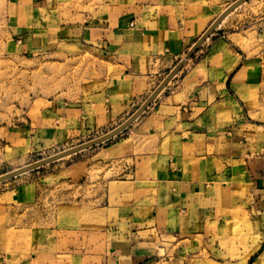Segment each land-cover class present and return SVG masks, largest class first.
<instances>
[{"label":"crops","instance_id":"crops-1","mask_svg":"<svg viewBox=\"0 0 264 264\" xmlns=\"http://www.w3.org/2000/svg\"><path fill=\"white\" fill-rule=\"evenodd\" d=\"M56 1L6 0L24 50L61 33ZM234 1L105 0L64 30L111 66L103 84L37 98L5 137L46 144L124 122ZM232 13L127 129L54 174L82 187L85 224L41 228L34 187L0 192V264H264V241L245 256L224 233L236 213L264 220V14Z\"/></svg>","mask_w":264,"mask_h":264},{"label":"rangeland","instance_id":"rangeland-1","mask_svg":"<svg viewBox=\"0 0 264 264\" xmlns=\"http://www.w3.org/2000/svg\"><path fill=\"white\" fill-rule=\"evenodd\" d=\"M56 2L57 6L52 11L60 18L58 23L62 27L61 33L55 37L51 35L45 46L27 51L11 34L6 20L7 2L0 0V175L99 138L122 124L116 122L84 135L70 134L60 137L56 142L45 141L46 144L38 137L13 146L5 137L4 129L19 127L27 116L29 106L37 98L75 99L101 86L112 70L110 65L107 66L103 55L72 45L70 37L64 31H68L72 25L82 23L86 13L100 7L105 0ZM225 7L223 4L221 8ZM263 14L264 0H248L235 9L229 18L237 16L245 23L254 21ZM96 146L0 182V192L18 189L23 185L34 187L36 200L29 211L31 222L39 221L41 228L46 229L78 228L85 224L88 213L82 187L71 186L54 174L59 173L66 164L84 157ZM96 204L95 201L93 205ZM233 216V220L227 222L224 233L237 238L239 246L244 247L245 256H258V246L264 241V220L253 218L246 212Z\"/></svg>","mask_w":264,"mask_h":264},{"label":"water","instance_id":"water-1","mask_svg":"<svg viewBox=\"0 0 264 264\" xmlns=\"http://www.w3.org/2000/svg\"><path fill=\"white\" fill-rule=\"evenodd\" d=\"M248 0H235L218 18H216L213 23L207 28V30L201 35V37L194 43V45L190 48V50L186 54V58L180 60L177 65L168 73L165 79L157 86V88L150 94V96L145 100V102L122 124L116 127L111 132L106 135L92 139L86 143H82L77 147H74L67 152H63L54 156H50L48 158L37 161L33 164L27 165L25 167L19 168L17 170H12L10 172H6L0 176V182L6 181L8 179L19 176L23 173L29 172L46 164L57 161L67 155H72L87 148L93 147L105 141L112 139L117 136L119 133L123 132L127 129L139 116L146 111V109L151 105L154 99L158 96V94L167 86V84L181 71L183 66L185 65L186 60L192 58L194 54L199 50L201 45L210 37V35L215 31V29L222 23V21L235 9H237L240 5L245 3Z\"/></svg>","mask_w":264,"mask_h":264},{"label":"bare ground","instance_id":"bare-ground-1","mask_svg":"<svg viewBox=\"0 0 264 264\" xmlns=\"http://www.w3.org/2000/svg\"><path fill=\"white\" fill-rule=\"evenodd\" d=\"M228 7H229V6H228ZM226 9H227V8H226ZM226 9H225V10H226ZM225 10H224V11H225ZM224 11H223V12H224ZM223 12H222V13H223ZM222 13H221V14H222ZM221 14H220V15H221ZM220 15H219V16H220ZM219 16H218V17H219ZM218 17H217V18H218ZM185 58H186V56H185ZM185 58H184V59H185ZM186 61H187V60H186ZM164 79H165V78H164ZM164 79H163V80H164ZM163 80H162V81H163ZM127 119H128V118H127ZM127 119H126V120H127ZM126 120H125V121H126ZM125 121H124V122H125ZM122 123H123V122H122ZM107 133H108V132H107ZM102 135L104 136V134H102ZM105 135H106V134H105ZM101 137H102V136H101ZM99 138H100V137H99ZM78 146H79V145H78ZM75 147H77V146H75ZM72 148H74V147H72ZM72 148H69V149H67V150H64V151H62V152H60V153L67 152L68 150H70V149H72ZM57 153H58V152H57ZM60 153H58V154H60ZM55 155H57V154H55ZM53 156H54V155H53ZM67 156H68V155H67ZM29 165H30V164H29ZM24 167H25V166H24ZM21 168H22V167H21ZM18 169H19V168H18ZM15 170H17V169H15ZM9 172H10V171H9ZM0 176H1V175H0Z\"/></svg>","mask_w":264,"mask_h":264}]
</instances>
